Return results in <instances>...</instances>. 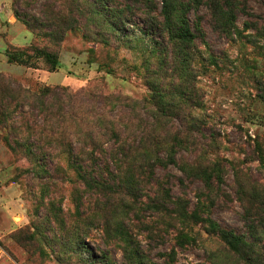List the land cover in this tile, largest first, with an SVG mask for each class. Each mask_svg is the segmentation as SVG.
<instances>
[{
  "label": "trees",
  "instance_id": "16d2710c",
  "mask_svg": "<svg viewBox=\"0 0 264 264\" xmlns=\"http://www.w3.org/2000/svg\"><path fill=\"white\" fill-rule=\"evenodd\" d=\"M17 4L15 18L51 46L61 44L71 31L107 47L119 37L139 36L150 45L157 67L147 73L150 96L142 101L65 87L33 92L4 79L8 87L4 91L1 84L0 117L3 122L20 118L17 129L9 128L14 134H24L25 151L35 158L38 178L49 189V201L42 198L40 206L47 209L46 218L55 229L78 240L84 230L88 235L93 228L102 232L110 249L122 243L131 264H151L134 229L124 223L132 215L137 223L145 224L151 212L149 241H167L175 232L170 239L172 252L163 255L168 262L175 261L177 248L196 243L192 231L201 224L245 264H264V193L258 187L249 192L239 189L245 233L225 228L212 218L213 209L226 201L223 186L228 170L239 173L242 167L217 151L216 137L203 143L207 124L194 116L199 92L193 80L200 70L208 73L212 67L216 71L223 67V59L210 51L204 23L210 22L214 32L228 42L251 39L244 32L262 31L261 27L251 20L244 22L243 30L238 25L240 15L254 17L250 1L60 0L49 3L42 18L22 12ZM199 43L206 46L207 57ZM6 55L10 64L33 69L42 63L55 71L60 62L49 45L10 48ZM11 137L16 138L10 134L5 139L15 150ZM252 154L264 165L259 141ZM172 166L181 177L168 173ZM170 178L178 181L181 195L174 193ZM196 183L201 188L193 203L187 190ZM68 184L70 214L61 203ZM70 218L76 221L69 225ZM100 255L107 259L109 253Z\"/></svg>",
  "mask_w": 264,
  "mask_h": 264
},
{
  "label": "rangeland",
  "instance_id": "374dc122",
  "mask_svg": "<svg viewBox=\"0 0 264 264\" xmlns=\"http://www.w3.org/2000/svg\"><path fill=\"white\" fill-rule=\"evenodd\" d=\"M59 1L0 0V23L3 22L0 24V91L5 79L33 92L46 87H65L73 91L89 89L133 101L149 97L147 73H154L157 67L151 60L152 49L147 40L139 36L119 37L107 47L86 40L79 31H71L61 44L51 46L14 16L16 2L22 12L42 18L49 3ZM249 1L254 17L240 15L238 25L243 30L244 22L251 20L262 31L247 30L244 33L251 39L231 43L219 37L210 22L205 21L210 51L223 59L220 64L223 67L218 71L212 67L214 71L208 73L200 70L193 80L199 92V100L195 102L199 108L194 116L207 124L203 143L216 137L220 148L217 151L233 157L242 167L239 173L228 170L223 186L226 201L222 200L212 215L220 225L238 233L247 232L239 189L244 187L249 192L252 187H258L264 193V165L252 154L258 141L264 147V37L260 36L264 32V0ZM31 45H49L59 56V67L52 71L42 63L39 69H33L8 62L6 52L10 48L25 49ZM198 47L207 57L206 46L199 43ZM6 87L7 83H3L4 91ZM22 109L29 111L27 105H22ZM19 125V117L11 122H3L0 117V264H131L120 246L122 243L118 249L113 246L110 249L102 232L91 228L86 235L84 230L83 237L77 240L74 235L59 232L53 221L49 222L47 209L40 206L42 198L49 201V189L38 178L35 158L25 151L24 134L17 131L14 134L9 128L17 129ZM10 134L16 136L11 137L15 150L5 139ZM168 173L182 176L173 166ZM170 180L174 193L181 195L178 181ZM70 186H66L68 189L61 199L66 214L72 210ZM200 188L196 183L187 190V197L193 203L197 201L196 192ZM151 215L147 213L145 224L137 223L132 215L124 221L134 229L141 250L151 264H245L201 224L192 231L196 243L185 249L177 248L175 261L168 262L163 255L172 252L174 245L170 239L175 232H171L167 241H149ZM74 221L76 219L70 218L67 223L70 225ZM81 242L84 244L79 245ZM100 252H108V258H102Z\"/></svg>",
  "mask_w": 264,
  "mask_h": 264
},
{
  "label": "crops",
  "instance_id": "0c3cea01",
  "mask_svg": "<svg viewBox=\"0 0 264 264\" xmlns=\"http://www.w3.org/2000/svg\"><path fill=\"white\" fill-rule=\"evenodd\" d=\"M3 22H1L0 24H2Z\"/></svg>",
  "mask_w": 264,
  "mask_h": 264
}]
</instances>
